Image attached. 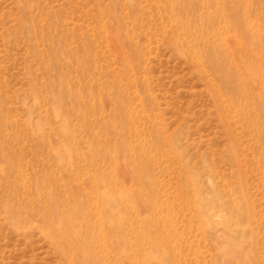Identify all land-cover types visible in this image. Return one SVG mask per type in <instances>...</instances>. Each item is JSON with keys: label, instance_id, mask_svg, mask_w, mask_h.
Here are the masks:
<instances>
[{"label": "rangeland", "instance_id": "1", "mask_svg": "<svg viewBox=\"0 0 264 264\" xmlns=\"http://www.w3.org/2000/svg\"><path fill=\"white\" fill-rule=\"evenodd\" d=\"M251 68L264 0H0V264H264Z\"/></svg>", "mask_w": 264, "mask_h": 264}, {"label": "bare ground", "instance_id": "2", "mask_svg": "<svg viewBox=\"0 0 264 264\" xmlns=\"http://www.w3.org/2000/svg\"><path fill=\"white\" fill-rule=\"evenodd\" d=\"M241 60H242V58H241ZM244 60H246V59H244ZM241 62L242 61H240V63ZM211 64H213L212 69H214V71H215V77L214 78H215V80H217V82L215 81L216 83H211L210 84L211 86L209 85L210 86L209 89H210L211 94L213 95L214 99L218 102V100L223 97V94L221 92L222 85H220L219 83H222V81H223V83L227 84L230 81V74H229V72H224V70H222V67L218 61L214 60ZM253 64H254V62H253ZM243 66H244V64H243ZM231 68L228 67V69H231ZM241 68H243L242 65H241ZM244 68H246V70H247L248 66H246ZM251 69H252V71L251 70L248 71V75L254 79V84H255L254 93L257 96H259L257 98L260 101V107H259L258 111L264 112V99L262 98L263 90L261 89L263 84L261 83L262 80L260 79L261 75L254 72L255 67H254V69L253 68H251ZM231 70H233V69H231ZM226 109H228V111H229V112L226 111V113L227 112L228 113L235 112L237 116L243 115V114H241V112L239 110H236L232 106L227 107ZM60 222H61V220H60ZM60 222L58 219L57 227L59 229L61 228ZM38 227L43 232H45L49 235V236H45V237L51 243H53L56 251L60 254V256L66 258L70 262V264H107L105 262L103 256H99V257L96 256L94 254V252L91 250V248L83 246L82 244H80L79 240L70 239L67 236H64L63 235L64 233L61 231L62 228L60 229L58 236H52L49 228L46 225L39 223ZM116 237H121V236H116ZM120 247H121V249H123L124 245H121ZM117 251L120 252L118 248H117Z\"/></svg>", "mask_w": 264, "mask_h": 264}]
</instances>
